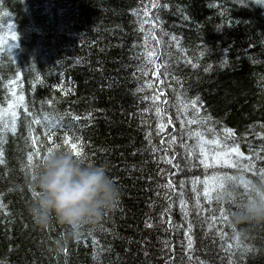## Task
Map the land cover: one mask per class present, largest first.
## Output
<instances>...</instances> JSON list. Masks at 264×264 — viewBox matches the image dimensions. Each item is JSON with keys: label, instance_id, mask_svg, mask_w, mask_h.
I'll return each instance as SVG.
<instances>
[{"label": "trees", "instance_id": "trees-1", "mask_svg": "<svg viewBox=\"0 0 264 264\" xmlns=\"http://www.w3.org/2000/svg\"><path fill=\"white\" fill-rule=\"evenodd\" d=\"M49 147L121 192L60 251L27 210ZM0 159V264H264L218 199L264 178V0H0Z\"/></svg>", "mask_w": 264, "mask_h": 264}, {"label": "clouds", "instance_id": "clouds-1", "mask_svg": "<svg viewBox=\"0 0 264 264\" xmlns=\"http://www.w3.org/2000/svg\"><path fill=\"white\" fill-rule=\"evenodd\" d=\"M30 179L36 195L27 210L33 222L45 230L53 222L68 229L54 239L57 251L69 240L78 239L83 225L98 223L121 196L106 165L85 163L83 157L75 155L70 148L49 147ZM247 190L248 195L243 199L235 188L218 196L221 202L236 201L228 221L233 226L264 223V178L250 180Z\"/></svg>", "mask_w": 264, "mask_h": 264}, {"label": "snow or ice", "instance_id": "snow-or-ice-1", "mask_svg": "<svg viewBox=\"0 0 264 264\" xmlns=\"http://www.w3.org/2000/svg\"><path fill=\"white\" fill-rule=\"evenodd\" d=\"M13 39H15V37H13ZM12 130H13V131L15 130V128H14V120H13ZM33 142H35V141H33ZM65 143H69V141L66 139V140H65ZM71 147H72L73 149H77V145H76V144H72ZM37 154H38V153H37ZM75 155L80 156V155H81V152H80L79 150H77V151L75 152ZM31 159H32V157L29 156V160H31ZM2 162H3L2 159H0V163H2ZM229 179H231V178H229Z\"/></svg>", "mask_w": 264, "mask_h": 264}]
</instances>
